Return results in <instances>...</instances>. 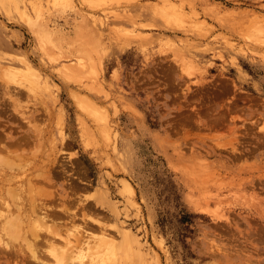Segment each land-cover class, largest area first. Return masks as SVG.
I'll return each instance as SVG.
<instances>
[{"label":"rangeland","instance_id":"374dc122","mask_svg":"<svg viewBox=\"0 0 264 264\" xmlns=\"http://www.w3.org/2000/svg\"><path fill=\"white\" fill-rule=\"evenodd\" d=\"M138 1L0 0V64L39 83L0 77V264L53 262L41 215L126 264H264V0H181L195 34Z\"/></svg>","mask_w":264,"mask_h":264},{"label":"bare ground","instance_id":"6f19581e","mask_svg":"<svg viewBox=\"0 0 264 264\" xmlns=\"http://www.w3.org/2000/svg\"><path fill=\"white\" fill-rule=\"evenodd\" d=\"M1 1H3V0H1ZM127 2L132 4L135 7L134 9L140 7L138 0H131V1L127 0ZM27 16H28V14H27ZM149 16H158L163 22L168 24V26H164V27L169 28V26L174 25L183 33H186V31H188V32L191 31L192 33L195 34V32L197 30H199V24H197L198 15L194 14L193 12H189L182 5L181 0H152L151 1V9L149 11ZM29 19H30V17H29ZM27 21H28L33 33L35 34L36 38L39 39V40L38 39L37 40L40 43L41 49L43 48V51H44V49L45 50L49 49V48H46V46H48V44L46 43V42H48V39H47V41L45 40V36L43 35V31L41 30V28L38 25H36V23H33L30 20H27ZM185 24H187V25L185 26ZM258 28H260V27H258ZM196 34H198V33H196ZM89 40H90V38L88 39V41L86 40L87 44L91 43L89 45L93 46V42H90L91 40L90 41ZM175 42H177V41H175ZM179 42H181V41H179ZM185 42H188V41H185ZM48 52L49 51L47 50L46 54H48ZM81 53H83V51H81ZM12 60H13V58H12ZM18 60L20 61V58ZM19 61H16L17 62L16 65H10L8 63L0 64V77L3 78L4 80H7V81L11 80V81H14L17 83L22 81V82H24V84L26 81H29V82H31V84L37 86L39 84L38 78H37L38 75L36 74L34 69L31 68L27 63H24L23 59H22V61H23L22 63H21V61L20 62ZM14 62H15V60H14ZM69 73H70V71H69ZM70 76H71V74H70ZM20 84H22V83H20ZM31 84H28V85H31ZM26 85H27V83L25 84V86ZM89 107H90L89 108L90 112L95 113V114H93L94 116H96V114L99 113V112H97V109L93 108L92 106H89ZM87 109H88V107H87ZM10 161L7 162L5 160V162L3 163L2 160H0V163H3L4 165L6 164V162L11 164ZM6 208L8 209V211L10 210L9 205H7V204H6ZM8 211L6 213L3 212V214L1 212V214H0V222H1L0 223L1 224L0 225V232L2 233V236L0 234V243L5 247L10 245V244H8L9 240H11V241H17L18 240V237L21 235L20 234L21 233L20 228L22 229L21 225L23 224V222H22V224H20L21 222L19 220H17L19 223V224H17L16 219H14V217L12 218L13 215H10L9 214L10 211L9 212ZM36 216H38V214ZM33 221H35L33 223L34 225H30L31 222L29 224L30 226H32L31 229L29 228L30 229L29 231L32 235L36 234L37 229H41V227L42 228L44 227V229L49 231V233L51 234L50 237L52 236L51 240L49 239V241L47 242L48 243L47 251L49 254V258H51V260H53V262L51 264H65L68 259H70L71 261L77 262V261L82 260L84 258H90V261L92 264H126L125 258H130V256L127 255L126 251L129 250L130 246H129L128 241L131 238H129L127 234L119 233V237H121V240L118 243L114 242L113 239L110 238L111 236L109 237L108 233H106L105 230H103V229H100L99 233H97L95 235H89L87 238L85 236L81 235V236L85 237V239H86V240L83 239V241H82V242L85 241V243L82 244V242H81L82 245L86 244L85 248L81 249L80 247H84V246H81L79 243H77V246H76V244H74V242L76 241V238H73V237H75V236L77 237V234H81L82 232H80V233H76L78 231L73 232L76 234L72 233V235H73L72 236L70 233L71 228L70 229L66 228L69 231L67 232V230H66L65 231L66 234L62 235L61 234L62 232L60 233L57 230H56L57 231L56 232L49 225L45 224V215H41L36 220H33ZM73 226H72V229L74 230ZM78 227H79V225H78ZM77 229H80V228H77ZM3 236H7L9 238L8 241H4L2 238ZM35 236L37 237L38 235H35ZM79 236L80 235H78V237ZM57 238L60 239V240H58L59 242L56 240ZM6 240H7V238H6ZM90 241L92 243H89ZM26 244H30V243L26 242ZM78 244L80 246H79L78 250H76L78 247ZM81 250H84V251H81ZM31 256L36 257L34 251L31 252Z\"/></svg>","mask_w":264,"mask_h":264}]
</instances>
